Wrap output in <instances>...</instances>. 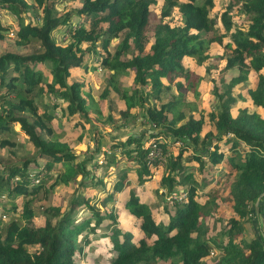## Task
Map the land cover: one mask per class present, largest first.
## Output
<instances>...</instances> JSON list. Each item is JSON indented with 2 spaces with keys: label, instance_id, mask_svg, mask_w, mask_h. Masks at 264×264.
Returning a JSON list of instances; mask_svg holds the SVG:
<instances>
[{
  "label": "trees",
  "instance_id": "1",
  "mask_svg": "<svg viewBox=\"0 0 264 264\" xmlns=\"http://www.w3.org/2000/svg\"><path fill=\"white\" fill-rule=\"evenodd\" d=\"M62 2L70 6L59 12L54 5ZM156 4L157 0H0V12L8 11L17 19L16 45H35L27 55L0 56L4 91L0 93V150L17 146L9 137L16 127L33 151L20 162L0 161V200L6 198L1 207L6 220L0 223V264H72L82 248L76 244L82 241H96L109 249L108 264H264V0L225 2L218 16L229 32L225 43L222 34H211L217 22L210 15L214 0H161L155 12ZM27 10L39 21L24 23ZM175 10L179 18L174 22ZM234 11L245 20L239 19L233 28ZM61 26L66 41L59 44L51 33ZM8 30L0 22V41ZM212 41L228 51L220 73L236 69L237 75L222 83L221 91L212 83L216 105L207 113L208 129L203 132L201 119L186 100L190 93L197 98L201 77L183 60L191 57L200 65ZM87 59L93 62V70L106 72L100 94L105 114L86 82H69L72 71L82 65L85 70ZM250 72L256 74L254 86L247 90L250 106L238 107L232 114V88L245 82ZM122 76L129 79L126 86L118 81ZM164 90L169 99L161 102ZM111 93L116 96L108 97ZM42 95L51 102L43 101ZM114 101L121 106L117 108ZM48 105L62 110L60 117L74 119V128L89 125L83 133L93 143L85 153L74 152L54 133ZM112 112L118 120L138 119L149 132L138 137L127 132L123 139L103 142V151L102 134L93 127L117 122ZM158 135L163 138L158 140ZM146 137L148 143L143 145ZM122 159L137 164L131 170L137 186L158 171L156 196L163 199L176 192L173 208H157L167 217L166 223L154 220L150 206L131 189L123 203L133 223L129 229L89 203L101 183L100 176L93 177L94 170L116 167ZM32 166L36 169L30 174ZM193 168L197 178L188 171ZM125 171L124 167L117 170L114 191H121ZM71 184L78 196L64 212L54 207L43 213L41 226L23 224L32 217L35 199H45L53 188ZM110 195L105 193L102 200ZM79 208L88 214L75 223ZM223 211L227 216L221 221ZM251 212L262 218L261 234L245 239L243 224L250 221ZM214 220L220 225L215 232ZM103 222L105 227L100 228ZM83 230L84 236L76 241Z\"/></svg>",
  "mask_w": 264,
  "mask_h": 264
},
{
  "label": "rangeland",
  "instance_id": "2",
  "mask_svg": "<svg viewBox=\"0 0 264 264\" xmlns=\"http://www.w3.org/2000/svg\"><path fill=\"white\" fill-rule=\"evenodd\" d=\"M227 0H214V6L210 11V15L217 18V22L215 24V30L211 34H222V42L225 43L229 39V32L225 31L222 27L220 20L218 18L219 14L223 11V6ZM161 3V0H157V4L153 7L154 11L157 12L159 5ZM70 6V2L65 5V3H56L54 5L55 9L59 12H64L68 7ZM173 21H177L178 12L175 10L173 13ZM33 19L34 23L38 22V16L32 15L30 10H27L22 17V20L24 23H28ZM245 20V17L240 14L238 11H234L231 13V20L233 21L232 27L238 25V20ZM0 22L3 25H8L9 30L8 32L3 34V38L0 41V56L7 53V52H16L21 55H27L28 53L34 52L35 45L29 44L26 47H19L16 45L17 37L15 35V24L17 22V19L8 11H2L0 12ZM76 22V21H74ZM64 27H60L56 30H54L51 33V37L54 39L56 43L62 44V42L66 41L64 36ZM232 31V28L231 30ZM115 43L114 40L110 41V48L112 49L113 44ZM207 58L206 60L201 63L200 65H197L194 62V59L191 57H186L183 60V64L185 67H188L189 70H192L194 73L199 75L201 77V80L198 82V86L196 87L197 90V98H194V94L190 93L186 95V100L191 103L192 112L195 117H198L202 121V129L203 132H205L208 129V112L212 110L214 105H216L215 101V95L212 94L213 91V84L216 86V90L221 91V85L222 83H225L229 80L230 77L237 75L236 69H230L222 74L220 73V69L223 67L225 61L223 59V55H227L228 51H225L222 48L221 43L217 42H210L208 49L206 51ZM222 55V59H218L219 56ZM84 64H87L85 70L83 67L85 65L80 66L79 68H76V70L72 71L71 79L69 82L77 81V82H86V87L90 89V93L92 97L97 101L98 109L102 113H106V107H105V100H103L100 97V94L105 86L104 82V76L106 74L105 71H95L92 69L93 62H88V59L85 61ZM41 64H36L35 68H40ZM43 70V67L40 68ZM255 73L250 72L247 76V79L245 82L240 83L232 88V95L234 97V103L230 106L232 114L236 112V109L241 106H250L247 99V90L248 88H251L254 86L256 78ZM47 76H45V79ZM119 83L121 85L126 86L128 84V77L122 76L119 78ZM213 83V84H212ZM3 86L0 87V93L3 94ZM170 93H175V90L171 89L169 91ZM169 92L164 90L161 93V102H164L169 99ZM110 96H116V94L111 93ZM37 97H41L39 94ZM43 101L50 103L51 98L47 95H42ZM116 107L118 108V105L121 106L120 101H114ZM48 112L52 115L51 123L50 125L53 127L54 133L59 137L60 140L67 141L71 146L74 152L78 153L79 155L82 153H85L89 145L93 143V140H91L89 134H84L83 132L88 130L89 125H84L83 129H80L78 127H73V124L75 122L74 119H71L68 117V119H64L63 117H60L62 114V110H58L56 108L50 107L49 105L46 107ZM259 110V109H257ZM256 110V111H257ZM39 112L41 111V108L38 109ZM103 116V115H102ZM112 116L117 122L112 123L111 125H108L106 123H102L101 126L94 125L93 128H97L99 130V133L102 134L99 141L102 143V150H105V144L103 142H109L111 139H123L125 134L128 132L132 134L135 137L140 136V134H145L146 132H149V129L146 127H142L137 120H132L131 118L123 121L121 118L118 120V116L115 112H112ZM58 118V119H57ZM125 124L126 127H122V125ZM13 133L9 134L10 140L15 141L17 144L14 148H5L0 150V161H3L6 163H15L23 161L26 158H29L32 156L33 151L29 150L26 144L27 138L25 135L17 132V128L13 127ZM79 135L82 136L79 138ZM158 140H161L163 138L162 136L158 135L156 137ZM148 143L147 137L142 139V144L145 145ZM150 155V154H149ZM98 157V156H97ZM99 159V158H98ZM135 162H128L125 159H122L120 163L116 167H108L105 168H99L95 169L93 172V177L97 178L100 176L101 183L96 187V190L92 191V197L89 199V203L93 206L94 209H98L101 212H108L110 215L113 216V218L116 221V224H120L122 227L126 228V222L129 219L128 212L124 209L123 203L126 201L128 197L129 190H134L136 192V182L134 181L135 175L133 172H131L132 169L136 168ZM122 167L126 169L125 171V177L122 181V192L114 191L113 185L117 181L116 179V172L117 170H120ZM33 168V169H31ZM30 168V174H32L33 170L36 169L35 167ZM192 170V171H191ZM189 172L194 174L193 176L197 178L198 174L197 169H189ZM103 173V175L101 174ZM151 172V170H150ZM160 172L158 171H152L151 174L147 177V179L144 181L143 185L147 186V189L142 192L141 200L143 203L150 206L151 214L153 215L154 219L156 221H160L162 217H159V213L157 211L158 209H161L163 205H166L169 208H173V200L177 197L176 192L174 191V195L171 194L170 196L165 194V197L163 199L158 198L156 194L154 193V189L157 186L158 178H159ZM75 184H71L70 186H57L53 188V190L47 195L45 199H35L34 202L31 204V210H32V217L29 221V223H23L27 227H36L41 226L43 224V213L47 212L51 208H59L60 212H64L66 208L69 205V202L72 198L75 196H78L76 192ZM106 193H110V197L108 199L102 200V197ZM5 197L1 196L0 200V223L6 220L5 216L1 212V207L3 204H6ZM141 201V202H142ZM86 213L85 208H79L77 209V213L75 215V223H78L81 219V217ZM118 216V217H117ZM227 212L223 211L220 213L219 218L222 219L226 218ZM250 221H247L243 224V238L249 239L253 235H259L261 234V224L263 223L262 218H256L255 213L251 212L250 215ZM113 219V220H114ZM264 226V225H263ZM105 227V223L100 224V228ZM213 231L215 232L220 228L219 222L215 221L213 222L212 226ZM264 229V228H263ZM85 230H83L80 235L78 234L76 237V241L81 240V236H84ZM87 234V233H86ZM93 233H89L88 236L91 235L92 238L95 236L92 235ZM80 245L76 244V246L82 247L80 251H76V254L73 256V263L72 264H108L110 259L112 258L111 252L104 248V246L98 242H80ZM107 251V252H106ZM211 254V253H210ZM214 255H210L211 259Z\"/></svg>",
  "mask_w": 264,
  "mask_h": 264
},
{
  "label": "crops",
  "instance_id": "3",
  "mask_svg": "<svg viewBox=\"0 0 264 264\" xmlns=\"http://www.w3.org/2000/svg\"><path fill=\"white\" fill-rule=\"evenodd\" d=\"M186 58V57H185ZM184 58V59H185ZM258 112H260L259 110H257ZM261 113V112H260ZM101 148H102V146H101ZM144 187H146V186H144V185H142V186H136V192H137V194H138V197H139V199H140V201H142L141 200V195H142V192L145 190V189H147V188H145L144 189ZM123 190V189H122ZM122 190L120 191V192H122ZM162 190L163 189H161V188H159L158 189V192H162ZM106 193V192H105ZM119 193V192H118ZM143 202V201H142ZM152 217H153V215H152ZM159 217H162L161 219H160V222H162V223H166V221H167V217L166 216H164V215H161V214H159ZM154 218V217H153ZM155 220V219H154ZM120 225V224H119ZM121 226V225H120ZM131 226H133V223H132V221H131V218H130V216H129V219L127 220V222H126V228H124V227H122V228H124V229H129V228H131ZM135 228L133 227V230H134Z\"/></svg>",
  "mask_w": 264,
  "mask_h": 264
},
{
  "label": "water",
  "instance_id": "4",
  "mask_svg": "<svg viewBox=\"0 0 264 264\" xmlns=\"http://www.w3.org/2000/svg\"><path fill=\"white\" fill-rule=\"evenodd\" d=\"M260 198H261V195L258 196V198L256 199V201H255V203H254L255 211H257V205H258V201H259Z\"/></svg>",
  "mask_w": 264,
  "mask_h": 264
},
{
  "label": "built area",
  "instance_id": "5",
  "mask_svg": "<svg viewBox=\"0 0 264 264\" xmlns=\"http://www.w3.org/2000/svg\"><path fill=\"white\" fill-rule=\"evenodd\" d=\"M155 145L154 144H151V147L153 148ZM152 153L150 152V155H151ZM149 157V156H148ZM171 194H173L174 195V192L173 193H171Z\"/></svg>",
  "mask_w": 264,
  "mask_h": 264
}]
</instances>
